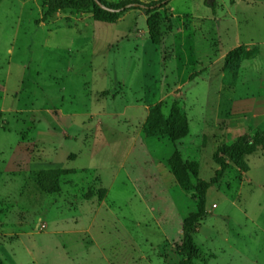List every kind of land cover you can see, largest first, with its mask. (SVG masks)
<instances>
[{"label":"rangeland","instance_id":"374dc122","mask_svg":"<svg viewBox=\"0 0 264 264\" xmlns=\"http://www.w3.org/2000/svg\"><path fill=\"white\" fill-rule=\"evenodd\" d=\"M43 5L0 0V264H179L195 201L171 156L195 184L213 175L218 145L260 129L233 105L252 93L250 75L231 86L223 64L244 45L237 30L264 38V0H171L161 45L143 11L108 23L64 9L41 21ZM154 105L186 134L145 133ZM246 162L245 172L228 163L207 190L194 264H264V151Z\"/></svg>","mask_w":264,"mask_h":264},{"label":"trees","instance_id":"16d2710c","mask_svg":"<svg viewBox=\"0 0 264 264\" xmlns=\"http://www.w3.org/2000/svg\"><path fill=\"white\" fill-rule=\"evenodd\" d=\"M97 1L107 8L99 6ZM170 1L44 0L40 19L44 21L59 10L80 9L90 10L97 21L113 23L127 10H140L147 15L146 26L149 40L154 45H161L174 31L172 14L168 6ZM233 1L230 0V3H233ZM128 4H138V6L128 7ZM259 52L260 48L258 46L247 48L244 45H239L229 50L225 55L223 64L224 83H229L231 86L234 85L240 63L245 59L253 58ZM143 129L145 133L164 131L173 139L184 136L187 131L185 123L178 126L167 125L159 107L155 105L149 108V115ZM257 150L264 151V129L255 130L251 135L243 133L235 137L231 142L218 145L212 154V160L216 165L213 175L207 180L198 178L195 184L191 182L185 164L178 152L175 151L172 154L171 165L173 166L174 178L182 190L191 192V199L195 201L194 209L184 216L181 223V241L176 246V252L180 257L179 264H194V260L197 257L193 235L200 220L207 215L206 193L209 187L219 182L228 163L233 164L240 171H247L249 167L246 157Z\"/></svg>","mask_w":264,"mask_h":264},{"label":"crops","instance_id":"0c3cea01","mask_svg":"<svg viewBox=\"0 0 264 264\" xmlns=\"http://www.w3.org/2000/svg\"><path fill=\"white\" fill-rule=\"evenodd\" d=\"M260 5H262V3H260ZM209 8L213 10L211 6ZM210 21L206 22L205 24L210 25L209 29L212 30L214 36L216 34L220 35V24L217 27L216 23H212L213 20ZM237 31L239 32L238 36H236V38H232L233 41H236V45L242 44L241 42H244V45H247V48H249V46L259 44L262 46V50H260V52L253 58L245 59L240 63L239 74L236 79L235 85L240 86L244 84L247 81V77H249L248 75H250V81L252 82L253 90L250 96L236 98L233 102V105H235L237 109H241L246 113H251L252 121L255 126L260 129H264V38H242L240 35V31ZM207 50L210 51V46L207 47ZM218 51L220 52L221 49L219 48ZM241 120L242 122L236 121V125L238 124L239 126H241L244 122L242 118Z\"/></svg>","mask_w":264,"mask_h":264},{"label":"water","instance_id":"95a60500","mask_svg":"<svg viewBox=\"0 0 264 264\" xmlns=\"http://www.w3.org/2000/svg\"><path fill=\"white\" fill-rule=\"evenodd\" d=\"M97 4H98L99 6H101L102 8H107V7H105L104 5H102L99 1H97ZM131 6H138V4H128V7H131Z\"/></svg>","mask_w":264,"mask_h":264}]
</instances>
